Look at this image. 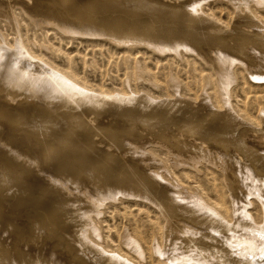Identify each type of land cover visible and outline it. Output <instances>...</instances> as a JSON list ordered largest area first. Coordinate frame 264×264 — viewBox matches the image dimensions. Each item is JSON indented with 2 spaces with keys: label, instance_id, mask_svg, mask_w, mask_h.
<instances>
[{
  "label": "bare ground",
  "instance_id": "obj_1",
  "mask_svg": "<svg viewBox=\"0 0 264 264\" xmlns=\"http://www.w3.org/2000/svg\"><path fill=\"white\" fill-rule=\"evenodd\" d=\"M31 1L0 0V18L13 34L12 42L8 34H0V124L8 126L7 130L0 127V177L11 175L26 187L29 183L22 178L34 176L45 182L48 191L21 194L13 206L8 202L0 207L4 244L0 264H144L146 256L138 239L125 236L123 243L135 253L133 257L120 254L108 249L98 226L107 201L124 197L149 202L162 213L165 255L159 252L162 245L156 241L152 245L161 264H264V129L254 132L258 133L255 141H262L259 146L247 147L242 137L256 130L260 122L228 100L236 66L255 79L264 78V0H168L164 9H154L160 10L157 15L143 12L140 5L116 14L118 6L109 7L105 0H89L79 8L76 5L72 13L64 6L67 13L58 15L53 3L47 8L45 2L44 6ZM22 18L55 25L70 35L105 37L117 44L155 45L162 53H193L215 68L218 90L216 87L214 102L209 101V95L203 103L199 101L203 95L191 100L179 94L176 80L170 82L175 92L164 98L89 91L87 85L24 43ZM15 97L22 100H15L16 106L9 105ZM209 103L213 108L207 109ZM34 110L51 118L64 113L62 120L69 133H74L77 127L72 126L79 121H98L99 129H106L102 132L107 142L94 140L92 134L83 138L84 144L67 139L53 148L46 139L48 130L40 131L44 129L40 127L35 132L33 122L30 126L21 117L12 120L11 111ZM121 113H125L123 118ZM112 115H119V120L116 116L108 120ZM129 116L141 117L133 119L131 127ZM260 120L264 123L263 110ZM49 121L54 126L61 120ZM164 152L173 158L172 166L161 156ZM205 161L222 168L223 185L234 202V211L225 209L222 213L219 203L187 197L170 180L171 167L200 173L199 167L206 168ZM47 196L51 198L45 201ZM29 199L39 212L29 209ZM254 205L258 206V216L252 212ZM21 207L23 216L18 213ZM29 214L28 237L17 233V241L11 242L12 228ZM175 236L184 238L180 252L175 251Z\"/></svg>",
  "mask_w": 264,
  "mask_h": 264
},
{
  "label": "rangeland",
  "instance_id": "obj_2",
  "mask_svg": "<svg viewBox=\"0 0 264 264\" xmlns=\"http://www.w3.org/2000/svg\"><path fill=\"white\" fill-rule=\"evenodd\" d=\"M47 1L32 0L30 3L33 4L38 2L39 4L44 5L45 2V5L48 4L47 6L44 5L47 8L56 7L57 11L59 12V13L57 12L58 15H64L65 13L68 12V10L69 12L72 13L73 10L77 9V6L79 8L81 6H86L89 3V0H66L68 4L64 0H54L55 2L52 0H49L50 2ZM100 1L104 2V0H100ZM109 1L110 0L108 1L105 0V2L108 3V6L109 5L114 7L118 6V9L120 11H117L116 14L120 12H125L126 9L133 8L135 5L136 8L140 5L138 9L142 8L140 10H142L143 12L147 14L149 12V14L157 15L160 13V10L158 11L159 12L158 13L157 11H154V9H158V8L164 9L166 6L164 7L163 3L167 2L168 0H146V2L145 0H138V1L130 0L131 2L129 0H121V1L111 0L110 4ZM128 1L130 4L126 3ZM132 1L135 2L136 4L135 3L132 4ZM61 2H63V4ZM116 3L117 5L115 6ZM50 4L53 6H51ZM148 4H152V6ZM64 8L67 10V12ZM226 13H227L226 10H224L223 19L227 18ZM20 32L24 43L32 51H35L36 54H41L45 59H48L55 67L74 76L76 79H78L80 83L87 85L88 88H90L88 89L89 91H93L97 94H101V92H104V94L125 93L127 95L133 93L134 94L146 93L152 96L153 98H164L169 94H173L175 92L174 90L171 89L170 82L172 80H176L180 84L177 90L179 94L190 96L192 97L190 98L191 100H194L193 98H195V95H203L202 97H200L201 99H199V101H202L204 103L208 98L207 95L211 97L209 101L214 102V97H215L214 93L216 92V87L218 90V84H215L217 83L215 68H213V66L208 63L209 61L207 62L205 59L202 60V58L190 52L180 51L181 53L180 55L171 51H166L162 53L159 52L160 50L158 51L159 48L155 45L150 46L144 43L142 45L141 44L129 45L127 43L117 44L116 42H113L105 37L85 36V35H76V34L70 35L61 32L59 27H56L55 25L44 24V23L39 25L38 22L33 23L31 21H27L24 18L20 20ZM0 34H6V35L8 34L9 42H12L13 39L12 31L9 29L7 23H5L1 18H0ZM233 71L234 73H236L235 74L236 78L234 79L233 82L229 84L230 89H229L228 100L237 110L247 112V114L250 115L253 120L260 122L259 127H254L256 130H253L252 132L249 131L250 134L248 132L246 136L242 137L243 140L245 139L247 140V141L245 140L247 147L255 148L256 146L258 147L262 141L257 139L255 141L254 138L257 136L258 133L254 134V132L261 131L262 129H264V123L261 122L262 120H260V113L262 110L264 111V78H261L260 80L255 79L249 76L248 72L246 71L243 72V70H241L239 66H236ZM203 97L205 99L202 100ZM15 100L17 102H20V100L22 99L21 97H15L14 100H11L9 102V105L16 106L17 102ZM208 105H210V103L206 105L208 107L207 109H209V107L213 108L212 107L213 105L210 106ZM11 113L13 114V116L11 115L12 120H18L23 118L27 121L28 124L30 123V126L33 125L32 128L34 126L37 127L40 123L37 129L36 127H34V129L32 130L35 132L36 130L39 131L41 128L44 129H41L40 131L48 130L47 131L48 137L46 136V139L48 138V141L50 143L48 144L50 146H53V148L58 146L60 142L65 141L67 139L70 141H74L75 144H79V145L84 144L83 138H86L88 135L91 136L92 134H95L93 137L94 140L98 141L102 139L103 140L102 144H105L107 142L106 141L107 139H105L106 136H104L105 132H102L104 131L105 128L99 129V127L97 126L98 121L97 122L90 121L88 123L86 122L82 124H80L79 121L77 122V124H74L72 126L73 128L77 127L74 130V133H69L67 132L69 126L66 125L65 120H62L65 117L64 113L58 114L57 115L58 118L57 116L51 118L47 114L39 113V111L37 110L27 113L22 112L20 114L19 111L18 113H16V111H11ZM115 116L116 115H112L111 117H108V120H111L113 117L115 118ZM124 116L125 113L120 114V118H123ZM46 117L47 119H45ZM59 117H61V119ZM129 117L125 121L128 122V120L131 118L129 122L132 123V121L134 120L135 121L140 120L139 118L141 116L140 117L137 116L138 119H135L137 117L134 118L132 117L129 118ZM48 119L54 121L56 120L55 122H59L61 120L60 123L62 124L54 123L56 125H54L55 127L52 125L53 126L52 127ZM77 120L79 119L77 118ZM115 120L118 121L119 117L115 118ZM47 122L49 124H47ZM78 125H80L82 128L80 126L78 127ZM91 125L92 126L94 125L95 128L94 127L91 128ZM131 125H128L127 128H131L135 124L132 123ZM0 127L3 126L0 124ZM3 128L7 130L8 126H4ZM86 128L87 130L91 128L90 130L92 132L87 131ZM96 128L98 130L94 131V129ZM85 130L87 133L85 132ZM153 130L155 132H159L158 128H155ZM50 131L51 133H49ZM60 131L63 132L61 133ZM52 133H54L55 135ZM78 136L80 137V139ZM51 138H53V140L56 141H53ZM252 139L254 141H252ZM161 156L165 159H169L167 162L169 163L170 166H172L171 160H173V158L171 159L168 153L164 152L161 154ZM203 165H205L206 168H204V166L199 167L200 173L194 169H189L187 167H178V168L171 167L170 173L172 175L171 174L169 175V177L171 176L170 180H172L174 184L179 186L181 188V191H183L187 195V197L191 196V198L194 197L198 200H201L203 202L205 201L213 205H215V203L216 204L219 203V210L222 213L225 211V209H227L228 213L230 210L234 211V202L228 198L229 193L226 191L223 185L224 176L221 172L222 168L220 169L214 167L206 161L203 163ZM32 177L22 178V180H26V182L29 183L25 187L24 183L21 182L19 179L14 180V178H12L11 175H7L6 177L3 178L1 175L0 179L1 178L4 179V181L2 179L4 184L0 180L2 182V183L0 182V186L1 188L3 187L4 188L3 190L0 188V192H1L0 207L8 202L12 203L13 206L15 201L16 202L19 201L17 199L21 198L20 197L21 194L26 196V193L28 195L31 192L35 193V191L37 193H44L45 191H48V188L44 186L45 183L44 181H40V179H37L39 181L38 182L36 180V177L34 178ZM15 183L18 185V187ZM22 183L24 186L22 185ZM9 185L11 186L9 187ZM12 186L14 187V189L11 188ZM7 187L11 188V191ZM22 187H24L25 189L23 188L22 190ZM13 190L15 194L12 192ZM21 190L23 193L24 192L25 193L24 194L21 193ZM18 192L20 194H18ZM2 196L5 198V200ZM15 197H17V199ZM50 198H51L50 196H47L45 201H47ZM28 201L29 203L31 201V206H32V200L29 199ZM253 201L256 200L253 199ZM31 206L29 207V209L33 211L36 210V212H39V209H36L35 207L33 206L31 207ZM251 208H252V212H254L255 215L258 216L259 215L258 206L254 205ZM101 212L102 214L100 215V222L98 223V226L100 228L101 235L105 240V245L108 247V249L114 252H118L120 254L133 257L134 256L133 254L135 252L131 251L123 243V238L127 235H131L133 238L139 240V243L142 248V252L146 256L144 259V264H161L156 254L157 252L152 249V245L154 246L155 244L153 243L154 241H156L158 244L163 246L162 250L159 251L161 252V255L164 256L166 253L165 243H164L165 239H163L164 238L163 235H165L164 232L165 220H163L164 217H162L163 215L158 210V208H156L153 204L143 201L141 199L137 200L134 199L133 197H124L122 200L119 201L117 200L115 202L112 200L107 201L105 206L102 207ZM18 213L20 215L22 214L21 216L24 215L22 207L18 209ZM30 218L31 215L29 214L23 219V221H19V223H16L17 226L14 225L15 228L14 227L12 228V230L14 231L13 232L14 235L11 237L10 240L11 242L15 243L14 241H17L18 239V236L16 235L17 233L19 236H22L21 238L28 237L29 234L28 224H30L29 222ZM2 238L3 237H0V247H1L0 251L3 250V246H4ZM174 239L177 240L175 251L180 252L181 250H178V248H180V245H182V243L184 242V238L175 236ZM17 245L18 244H16V246ZM167 256L169 257V255Z\"/></svg>",
  "mask_w": 264,
  "mask_h": 264
}]
</instances>
